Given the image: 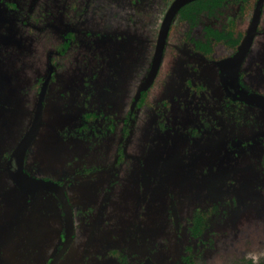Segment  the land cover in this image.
Returning a JSON list of instances; mask_svg holds the SVG:
<instances>
[{"label": "flooded vegetation", "instance_id": "flooded-vegetation-1", "mask_svg": "<svg viewBox=\"0 0 264 264\" xmlns=\"http://www.w3.org/2000/svg\"><path fill=\"white\" fill-rule=\"evenodd\" d=\"M179 1L54 0L48 14L44 0H29L20 17L13 0L0 5V52L15 54L0 53V264H40L48 249L45 264H161L158 252L162 264L219 261L214 241L237 198L210 181L244 156L264 212V0ZM23 27L39 44L19 37ZM118 76L128 109L107 115ZM132 124L128 185V171L120 175ZM144 135L161 162L179 164L174 173L146 170L154 161L142 154ZM213 150L217 163L203 164ZM204 174L206 188L182 214L171 184ZM151 215L168 221L157 220L162 242L144 223ZM245 248L250 256L232 264H264V246L260 256Z\"/></svg>", "mask_w": 264, "mask_h": 264}, {"label": "rangeland", "instance_id": "rangeland-1", "mask_svg": "<svg viewBox=\"0 0 264 264\" xmlns=\"http://www.w3.org/2000/svg\"><path fill=\"white\" fill-rule=\"evenodd\" d=\"M8 1L11 0H0V5H6V3H8ZM14 3L16 4V6H18L20 9L18 10L19 15L18 17L21 16V14L25 13V7H27V5L29 4V0H13ZM68 0H65V2ZM6 2V3H5ZM44 3L46 4L45 7L48 8V14H50L51 11H53L54 7L56 6V3L54 2V0H44ZM26 5V6H25ZM5 10V9H4ZM0 12L2 13V17L4 19V14H3V9L0 8ZM17 15V14H16ZM10 19V18H9ZM8 19V21H9ZM2 23H4V20H2ZM0 26H1V22H0ZM262 27L264 28V25L262 24ZM1 29V28H0ZM35 28H33L34 31ZM31 31L30 29H26L25 27H23V29L21 31H19V37H28V38H32L35 43L39 41V39H37V35L38 32L37 31ZM22 34V35H21ZM264 36V35H263ZM47 37H49V35H47ZM44 39V37L42 36V40ZM261 37L257 38L256 41L260 40ZM260 42V41H258ZM14 44H16L15 42H13ZM47 43V42H46ZM39 44V42H38ZM39 47V45H38ZM12 46L8 45V46H2V51L1 53V58L6 59V57L8 59H11L15 56V54H10L12 53ZM127 64V63H126ZM129 69L132 70V63H128ZM132 72V71H131ZM128 79H132V76H129ZM118 87V93L115 95V98L118 100H115L114 103H112L109 106V109L107 110V115L109 113H113L115 106H117L119 109H121L124 114L126 113L127 109H128V105H129V101L131 98V94H127L126 90L124 95H123V91L122 90V94H121V87H120V79L118 76V84H116ZM144 108V107H143ZM145 113V109L142 110V115ZM135 131V132H134ZM136 129L135 126H133V124L130 126V132L127 134V138H126V143H128V148L126 151V158H125V164L124 167L122 169V172L120 176H123V174L125 173L124 171H128L126 174H124V177L127 176V178H122V183L128 184L130 185L133 177V173H132V169L133 167L131 166H135L136 165V159H134L137 155V147H136V142L139 140L138 135H136ZM136 135V136H135ZM141 142H142V154H146L148 155L153 161V164H148L146 163V170L150 171V172H155L156 174L159 173L160 171L166 173L167 176H169L170 174L174 173L175 171V166L179 165V164H174V166L172 167V165H169L167 163V159H169L168 155L163 159L162 158V162H161V151L160 149H153V148H149L145 147L143 144H146L147 141H149L147 136H143L141 137ZM135 144V146H134ZM212 160H207L204 159L205 161L203 162V164L207 163V165L209 166H213L216 158H217V154L216 151L213 150L212 151ZM37 156V155H36ZM35 156V157H36ZM244 159L238 161L233 168L231 169V171H224L222 172L220 175L214 177V179L212 181H210V183L213 182V187L217 188V187H222V189L224 188V190L226 191H234L236 194V198H237V202H236V206H235V210L231 211L230 214L228 215L227 218H225V220L221 223L222 227H221V231L218 232L219 236H217L216 240L214 241V244L218 245L217 246V250L219 254V261H214L212 259V263L209 264H221L220 261L222 262V264H232L231 262L234 261V259L236 260V258H246L249 257L250 255H248V253L246 252L247 250H249L248 247L251 250L257 251L258 255L260 256V248L264 246V233H262V231H264V212H263V208H262V204L260 203V196H259V181L257 183V178H256V173L252 172L250 167V163L251 160L246 159L245 156L243 157ZM35 159V158H34ZM36 160V159H35ZM37 161V160H36ZM161 162V163H160ZM217 162H215L216 164ZM250 169V170H249ZM183 170V169H182ZM200 170V169H199ZM254 171V170H253ZM184 173H186L183 170ZM194 173V171H192ZM196 174V173H194ZM178 175V174H176ZM185 175V174H184ZM187 175V174H186ZM191 176V175H189ZM188 176V178L190 180H192V182L190 181V185L187 187L185 185H179L177 182L178 186H173L171 184V187L173 189V191L176 192V195L178 196V200H179V204L182 210V214H186L190 211V209L194 206L195 201L199 198L198 195H200L201 190H203L204 188H206V181H207V175L205 178V174L203 177L200 178H195L192 179ZM7 182V179L5 178H1L0 179V183L1 182ZM167 185L169 186L170 182L169 180L166 181ZM165 182V183H166ZM193 185L197 186L195 189H193ZM146 189V185L144 186ZM178 187V188H177ZM181 187V189H180ZM231 188V189H230ZM82 196L83 198H87L86 196V192L85 190H82ZM197 191V193L195 192ZM142 191H140L139 193H141ZM144 192V191H143ZM142 194V193H141ZM156 196L154 197L155 200ZM78 205L76 206V209H80V207L78 208V206H81V204L84 203V201H82V199H78ZM13 202V201H12ZM134 202V201H133ZM127 205L126 203L122 204V209L127 207L125 206ZM136 204H131V206L133 207V213L135 212V209H137V207L135 206ZM149 207V205H147V208ZM51 211L54 208H50ZM8 212H12V210H8ZM15 212V211H14ZM167 212V211H166ZM31 218L34 217L35 218V212H31L28 214ZM45 216V215H44ZM46 220H47V224L43 223L45 231L44 234L46 235H50L51 237H53L55 235V233L53 234V229L55 232V227L53 226L52 229V225L54 223V219H52V217H49V215H46ZM164 217L162 215H151L149 216V220L144 221V223L146 225H148V229H149V225H150V229L153 232V238L154 240H158L159 242L163 241L162 236H160V233L162 232L163 229H161V231L159 232V227L157 228V220H161V218ZM263 218V220H262ZM45 220V219H44ZM161 225L164 226L165 222L168 223V221H164L161 220ZM170 224V222H169ZM4 233L6 235H9L11 238H13V235L11 233L10 230H8V228H6V226L4 225ZM84 234V230L83 229H79V232L77 234V243L78 245H76V249L78 251V249L80 248V244H81V238ZM45 235V236H46ZM27 237H29L30 239L28 241H35V239H37L35 236L31 237L30 235H28ZM35 238V239H34ZM55 238V237H54ZM84 239V238H83ZM259 243H262L261 247L259 249H257L259 247ZM32 245V244H31ZM35 245V244H33ZM32 245V246H33ZM226 247H225V246ZM79 246V247H78ZM171 246H174V243L172 242ZM237 246V247H236ZM225 247V248H223ZM235 247V248H234ZM234 248V249H233ZM247 249V250H245ZM257 249V250H256ZM235 250V251H233ZM263 251V250H261ZM49 253V249L46 252V250L44 251H39V254L43 257V261L40 264H45L46 261V255H48ZM156 260H158V262H160L162 264V261L166 259L165 255L161 252H158L155 255ZM202 258H200L198 261H201ZM40 261V260H39ZM36 264H39L38 260H35ZM80 261H78L77 263L74 262H69L68 264H78Z\"/></svg>", "mask_w": 264, "mask_h": 264}, {"label": "water", "instance_id": "water-1", "mask_svg": "<svg viewBox=\"0 0 264 264\" xmlns=\"http://www.w3.org/2000/svg\"><path fill=\"white\" fill-rule=\"evenodd\" d=\"M183 1H184V0H180V1L178 2L177 6L180 5V4H182ZM39 186H40V185H39ZM40 187H47V186H46V185H42V186H40Z\"/></svg>", "mask_w": 264, "mask_h": 264}]
</instances>
